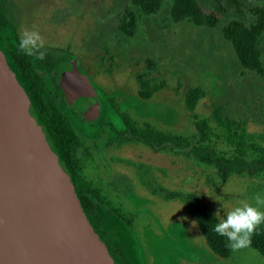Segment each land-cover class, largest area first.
Here are the masks:
<instances>
[{
  "label": "rangeland",
  "instance_id": "obj_1",
  "mask_svg": "<svg viewBox=\"0 0 264 264\" xmlns=\"http://www.w3.org/2000/svg\"><path fill=\"white\" fill-rule=\"evenodd\" d=\"M171 1L165 0L158 14L143 16L135 35L126 37L119 21L131 0H0V17L8 21L0 27V38L12 43L26 30L38 31L43 46L33 57L46 77L44 66L51 57L46 50L54 55L57 79L60 72L73 70V56L84 63L101 97L102 115L89 123L80 112L63 103L59 107L92 152L86 174L126 219L98 201L96 215L90 216L117 264H264L249 244L232 250L229 258L215 255L192 206L193 197H202L216 209L219 221L235 206L254 205L255 196L264 197V173L222 181L212 167L189 154L122 140L125 126L114 103L139 126L195 134V119L185 103L187 91L195 87L204 91L194 112L200 118L211 116L219 105L224 117L243 123L250 133L264 134V79L241 66L220 26H197L190 19L174 22ZM199 1L220 11L214 0ZM221 13L223 22L237 17ZM261 47L264 57V34ZM147 59H154L157 67L149 69ZM140 76L160 87L150 99L139 95ZM48 82L47 77L49 88ZM40 124L58 151L42 119ZM255 140L249 144L251 158L264 149V136ZM218 144L233 152L224 141Z\"/></svg>",
  "mask_w": 264,
  "mask_h": 264
},
{
  "label": "trees",
  "instance_id": "obj_2",
  "mask_svg": "<svg viewBox=\"0 0 264 264\" xmlns=\"http://www.w3.org/2000/svg\"><path fill=\"white\" fill-rule=\"evenodd\" d=\"M164 1L131 0L119 21L122 35L126 37L135 35L140 19L143 16L158 14ZM214 1L220 11L205 7L199 0H172L171 18L174 22L190 19L197 26L209 28L220 26L222 36L232 44L241 66L246 70L254 71L259 78L264 79V57L261 47L264 34V5L259 0ZM229 11L237 17L223 22L221 12ZM7 23L6 17H0V27ZM12 41L15 42L9 43L8 48L3 49L8 63L15 71L19 82L28 86L30 92L28 95L32 99L33 106L55 140L58 151L51 147L59 156L64 170L69 173L90 223L92 224L90 216L96 215L100 207L97 201L110 207L123 218L119 210L104 197L100 184L91 180L86 174V163L92 160V152L73 127L70 119L56 105L54 97L47 89L46 76L37 70L33 56H26L18 51L19 37H15ZM147 66L149 69H155L156 61L147 59ZM138 80L139 95L142 99H150L160 89L159 86H152L150 80L143 76ZM203 96L204 91L200 87L190 88L186 93V108L193 113L195 119L196 133L192 136L161 132L152 125L139 126L131 116L114 103L125 126L122 140L137 141L158 151L171 150L176 154L178 152L189 154L197 161L212 167L222 181L231 175L264 173V149H260L254 158L250 157L249 151V144L254 143L255 139L264 134L250 133L243 123L224 117L223 107L219 105H215L211 116L200 118L194 112ZM219 140L232 146L233 152L228 153L220 148ZM192 206L202 220L201 231L209 248L218 257L229 258L232 252L229 242L213 230L218 223L216 209L200 196L193 197ZM249 245L264 257V223L253 231ZM115 263L117 264L116 260Z\"/></svg>",
  "mask_w": 264,
  "mask_h": 264
},
{
  "label": "water",
  "instance_id": "obj_3",
  "mask_svg": "<svg viewBox=\"0 0 264 264\" xmlns=\"http://www.w3.org/2000/svg\"><path fill=\"white\" fill-rule=\"evenodd\" d=\"M63 91L88 122L103 104L79 70ZM0 264H116L0 48Z\"/></svg>",
  "mask_w": 264,
  "mask_h": 264
},
{
  "label": "clouds",
  "instance_id": "obj_4",
  "mask_svg": "<svg viewBox=\"0 0 264 264\" xmlns=\"http://www.w3.org/2000/svg\"><path fill=\"white\" fill-rule=\"evenodd\" d=\"M43 46V38L38 31L26 30L19 37L18 51L33 56ZM255 204L242 203L227 211L225 218L214 227L215 233L225 237L233 251L245 248L256 227L264 223V197H254Z\"/></svg>",
  "mask_w": 264,
  "mask_h": 264
},
{
  "label": "flooded vegetation",
  "instance_id": "obj_5",
  "mask_svg": "<svg viewBox=\"0 0 264 264\" xmlns=\"http://www.w3.org/2000/svg\"><path fill=\"white\" fill-rule=\"evenodd\" d=\"M0 42H1V44L3 45V47L5 49L8 48V46H9V41L8 40H6V39L5 40H2L0 38ZM46 54L49 55V56H51L48 59V61L46 62V65L44 66V68H46V71L45 72H46V74H48L47 77H48V81H49L48 82L49 83V88L47 87V89L50 92V94L54 97V100L56 102V105L60 109L59 105L61 103H63V105H65V107L68 106L69 109H72L74 111L80 112L82 115H84V113L82 111L75 110V109H73L69 105V103L67 101V98L65 97L63 88H62V86L68 80L74 79L78 75L79 70L82 71L84 74H87L88 75L87 70L85 69L84 63L82 61H80L77 57L73 56L72 64L70 66V68L72 67L73 70L72 71H69V72H66V71L60 72L59 73V76H58V79H57L56 76H54L53 69H52L53 66H54V61H53L54 60V55H51L52 54L51 50H46ZM34 59H35V57H34ZM35 65H36V63H35ZM88 77L90 78L89 75H88ZM21 85L23 86V88L25 89V91L27 92V94H29L30 92H29L28 86H26L24 84H21ZM29 99H30V113L35 117V119L37 120V122L40 124V117L38 116L37 110L33 106L32 99L30 97H29ZM92 122H89V123H92ZM40 125H41L43 131L45 132L46 138L48 140V135H47V132L45 131V127L42 124H40Z\"/></svg>",
  "mask_w": 264,
  "mask_h": 264
}]
</instances>
